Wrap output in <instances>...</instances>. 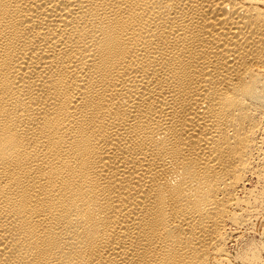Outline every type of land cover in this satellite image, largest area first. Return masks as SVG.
Masks as SVG:
<instances>
[{"label": "bare ground", "instance_id": "bare-ground-1", "mask_svg": "<svg viewBox=\"0 0 264 264\" xmlns=\"http://www.w3.org/2000/svg\"><path fill=\"white\" fill-rule=\"evenodd\" d=\"M263 209L264 0H0V264H264Z\"/></svg>", "mask_w": 264, "mask_h": 264}, {"label": "rangeland", "instance_id": "rangeland-1", "mask_svg": "<svg viewBox=\"0 0 264 264\" xmlns=\"http://www.w3.org/2000/svg\"><path fill=\"white\" fill-rule=\"evenodd\" d=\"M263 211L264 209L262 210V212ZM261 215L262 217L258 218L257 221L254 222L253 230L251 231V233L249 231L247 233L245 232V234L243 233V237L240 239L241 241L236 242L235 244L233 243V245L229 247L230 255L232 257L241 254L242 252H244V250H246L247 247L256 245L261 248V256L262 258H264V212L261 213ZM240 249L243 250L241 251Z\"/></svg>", "mask_w": 264, "mask_h": 264}]
</instances>
